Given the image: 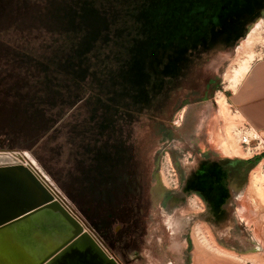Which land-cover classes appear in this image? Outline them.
Here are the masks:
<instances>
[{"label": "rangeland", "instance_id": "1", "mask_svg": "<svg viewBox=\"0 0 264 264\" xmlns=\"http://www.w3.org/2000/svg\"><path fill=\"white\" fill-rule=\"evenodd\" d=\"M207 2L212 32L174 49L164 68L191 64L183 97L161 119L136 114L145 49L165 45ZM263 55L264 0H0V149L22 151L107 255L86 247L82 236H95L85 226L52 264H225L211 244L236 264H264V154L257 140L246 151L212 133L229 130L228 107L217 103L230 101L229 75ZM258 155L246 174L230 168L229 180L216 167L234 186L220 217L193 191L176 209L166 203L171 177L191 186L200 162L212 169L216 159Z\"/></svg>", "mask_w": 264, "mask_h": 264}, {"label": "water", "instance_id": "2", "mask_svg": "<svg viewBox=\"0 0 264 264\" xmlns=\"http://www.w3.org/2000/svg\"><path fill=\"white\" fill-rule=\"evenodd\" d=\"M85 226L105 247L22 151L0 149V264H52Z\"/></svg>", "mask_w": 264, "mask_h": 264}, {"label": "trees", "instance_id": "3", "mask_svg": "<svg viewBox=\"0 0 264 264\" xmlns=\"http://www.w3.org/2000/svg\"><path fill=\"white\" fill-rule=\"evenodd\" d=\"M209 6L210 2H207L204 6H201L200 10L191 9L188 17L189 24L186 27H181L175 29L173 32L166 33L165 38L161 39L165 45L162 47H153L151 45L149 49H145V55L143 56L141 67H139L141 77L140 86L136 88V92L132 96L133 99L141 102L139 112L136 114L148 116L152 119H161V115L163 114L161 112L164 111L165 107L169 106L176 98L180 99L183 97V94L177 93V91H182L186 88L188 84L187 79L190 76L189 66L191 64L179 67L173 73L165 71L164 68L168 64L169 56L175 54L174 49H181L183 47L182 45L186 42L189 43L190 40L200 41L210 35L213 26L210 20L212 13ZM196 31H198V36L200 37L193 36ZM186 102H188L187 99H182L179 106L184 105ZM210 159L212 160V158H207L206 162L208 163ZM259 159L260 156H255L247 160L235 158L227 162L216 159L215 161L213 160L214 162L212 161V169L211 167L208 168L205 164L203 165V162H200L199 170L195 171V175L200 176V178L196 179V182L191 186L188 184L187 187L188 189L196 188L197 190H204L206 193H209L212 189L216 195L220 193L225 194L226 187L228 186V178L233 174L230 168L241 174H246ZM218 166L220 167L221 173L228 180L224 179L225 177L221 179L216 176L215 172Z\"/></svg>", "mask_w": 264, "mask_h": 264}, {"label": "crops", "instance_id": "4", "mask_svg": "<svg viewBox=\"0 0 264 264\" xmlns=\"http://www.w3.org/2000/svg\"><path fill=\"white\" fill-rule=\"evenodd\" d=\"M229 100L264 138V55L249 64Z\"/></svg>", "mask_w": 264, "mask_h": 264}, {"label": "built area", "instance_id": "5", "mask_svg": "<svg viewBox=\"0 0 264 264\" xmlns=\"http://www.w3.org/2000/svg\"><path fill=\"white\" fill-rule=\"evenodd\" d=\"M217 103L226 104L228 107L227 111L229 114L228 115L229 116V127H228L229 130H226L225 128L224 131L220 133V131L214 128L212 130L213 136L215 138L217 137L222 145L228 146L229 148H233V143H234V140L236 139L240 142L241 145L245 147L246 151H248L249 148H251L250 141L257 140V148L260 149V152H262V154H264V138L262 137L260 132L255 127H253L252 125L248 123V121L241 114V112L236 107H234L230 103V101L227 104L225 103V99L223 100L219 98L217 100ZM173 180H174L173 177H171L170 184L173 182Z\"/></svg>", "mask_w": 264, "mask_h": 264}, {"label": "flooded vegetation", "instance_id": "6", "mask_svg": "<svg viewBox=\"0 0 264 264\" xmlns=\"http://www.w3.org/2000/svg\"><path fill=\"white\" fill-rule=\"evenodd\" d=\"M229 159H234V158H229ZM171 184L173 188L175 189L173 191H169V193L167 192L168 194L166 195V200H167L166 203L170 205L169 208L172 210L179 207L183 203V200L186 197V195L190 193L191 191L195 192L199 196V198L202 200V202H204L205 212L207 213L213 212L214 215H217L219 217L222 214V210L225 207H227V205L233 200L232 188L234 186H232L233 184L230 182L228 183V186L226 187L227 189H226L225 194L219 195V196L216 195L212 189L209 191V193L207 192L208 194L204 190H197L196 188L188 189L186 181L183 180V178L178 179V176H177V179L175 177V179L173 180ZM89 242L90 243L92 242V244L96 246V248L99 247V241L96 239V237H91V240ZM77 263H79V261Z\"/></svg>", "mask_w": 264, "mask_h": 264}, {"label": "bare ground", "instance_id": "7", "mask_svg": "<svg viewBox=\"0 0 264 264\" xmlns=\"http://www.w3.org/2000/svg\"><path fill=\"white\" fill-rule=\"evenodd\" d=\"M248 68V65H247V67H246V69ZM246 69H245V71H246ZM241 72H239V71H237V72H231V74L229 75V80H230V85H229V87L230 88H235V86H236V84L238 83V81L241 79ZM259 165H260V163H259ZM258 166V165H257ZM259 168V167H258ZM257 167H255L252 171H251V174H250V183L251 184H253V186L252 185H250V186H252V190L254 191V189H253V187H255L254 185V183H255V181H257L259 178H260V171H259V169H258ZM263 180V179H262ZM256 189V188H255ZM251 189H249V191H250ZM253 191H251V192H253ZM256 191V190H255ZM251 194V193H250ZM262 194V193H261ZM252 196V195H251ZM263 200V199H262ZM90 236H85V235H83L82 236V239H87V242L88 243H90L89 241H90ZM209 241V240H208ZM83 243H85L84 241L82 242V245H84ZM213 243V242H212ZM91 244H92V242H91ZM204 244V243H203ZM216 245V244H215ZM214 244H211V246L212 247H208L209 249H210V251H212L211 253H212V256L213 257H216V256H218V255H225L226 256V258H225V260L223 261V262H226L225 264H236L235 262L236 261H234L235 259H237V258H234L235 257V255L232 253V252H229V251H226V250H224V248H220V247H216ZM206 246V245H205ZM214 246V247H213ZM207 247V246H206ZM209 254V253H208ZM204 256H205V254H204ZM209 257H211V256H209ZM212 257V258H213ZM241 257V256H240ZM244 259H246V258H249V256H242ZM253 258V257H252ZM260 258V257H259ZM250 259V258H249ZM227 260V261H226ZM254 260H256V259H254ZM240 262H241V260H240ZM255 262V261H254ZM239 263V262H238ZM206 264V263H205Z\"/></svg>", "mask_w": 264, "mask_h": 264}]
</instances>
